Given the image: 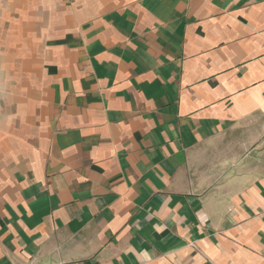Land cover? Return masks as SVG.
<instances>
[{"label": "crops", "instance_id": "obj_1", "mask_svg": "<svg viewBox=\"0 0 264 264\" xmlns=\"http://www.w3.org/2000/svg\"><path fill=\"white\" fill-rule=\"evenodd\" d=\"M0 264H264V0H0Z\"/></svg>", "mask_w": 264, "mask_h": 264}]
</instances>
